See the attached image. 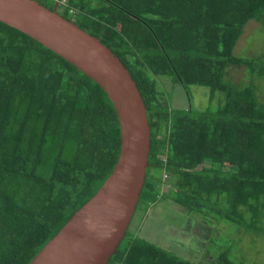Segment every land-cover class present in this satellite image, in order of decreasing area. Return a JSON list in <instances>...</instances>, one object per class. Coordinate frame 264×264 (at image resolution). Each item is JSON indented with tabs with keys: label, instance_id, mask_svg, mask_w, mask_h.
Wrapping results in <instances>:
<instances>
[{
	"label": "trees",
	"instance_id": "obj_1",
	"mask_svg": "<svg viewBox=\"0 0 264 264\" xmlns=\"http://www.w3.org/2000/svg\"><path fill=\"white\" fill-rule=\"evenodd\" d=\"M58 8L119 57L143 98L147 168L162 172L146 168L135 210L168 200L185 216L239 229L220 248V233L204 238L214 255L205 263L130 228L106 264H240L234 242L264 236V50L234 48L248 21L264 24V0H66ZM237 65L244 77L234 80ZM170 79L186 90L181 107L169 104ZM190 85L206 86L215 102L194 107ZM119 149L117 114L101 86L0 21V264H28L102 185Z\"/></svg>",
	"mask_w": 264,
	"mask_h": 264
},
{
	"label": "water",
	"instance_id": "obj_2",
	"mask_svg": "<svg viewBox=\"0 0 264 264\" xmlns=\"http://www.w3.org/2000/svg\"><path fill=\"white\" fill-rule=\"evenodd\" d=\"M0 21L19 29L95 80L119 123L116 163L96 192L28 264H106L135 212L148 166L150 127L128 69L101 40L37 0H0Z\"/></svg>",
	"mask_w": 264,
	"mask_h": 264
},
{
	"label": "rangeland",
	"instance_id": "obj_3",
	"mask_svg": "<svg viewBox=\"0 0 264 264\" xmlns=\"http://www.w3.org/2000/svg\"><path fill=\"white\" fill-rule=\"evenodd\" d=\"M44 1L50 5L53 0ZM58 11L60 12L59 8ZM234 50L236 53L242 55H254L263 51L264 24L256 20L248 21ZM229 74L234 80H239V78L244 77V67L241 65L232 66L229 69ZM164 84L166 88L164 89L169 95L168 101L170 106L181 107V105H184L187 95L181 83L166 80ZM187 91L196 108L204 107L208 103V100L211 99L206 86L190 85ZM212 99L211 101L215 102L216 97ZM147 169L155 177L159 176L162 172L158 167H148ZM164 186L168 187L170 185L164 181L161 184V189ZM138 208L137 206L128 229L131 228L135 234L154 241L162 247L178 250L183 256L194 260L201 258L206 263L214 259L213 253L207 250V241L204 238L220 233V237L218 238L220 248L221 246H225V237L232 240V237L236 238L239 236V229L233 224L227 221H224V223L219 222L216 225L206 224L198 216H185V209L183 207L168 200L162 201L161 199H157L144 212L139 211ZM234 243L238 246L235 245L236 249H234L233 255L238 254L236 258L240 264H255V262L256 264H264L263 235L242 234L241 239Z\"/></svg>",
	"mask_w": 264,
	"mask_h": 264
},
{
	"label": "clouds",
	"instance_id": "obj_4",
	"mask_svg": "<svg viewBox=\"0 0 264 264\" xmlns=\"http://www.w3.org/2000/svg\"><path fill=\"white\" fill-rule=\"evenodd\" d=\"M37 1H38V0H37ZM38 2H39V1H38ZM55 2H56L55 4H56V10H57V7H58L61 3L66 2V0H56ZM57 11H58V10H57ZM147 118H148V117H147ZM165 177H166V174L164 173L163 176H162V179L165 180V179H166ZM133 216H134V215H133ZM132 218H133V217H132ZM131 220H132V219H131ZM130 223H131V221H130ZM129 225H130V224H129ZM128 227H129V226H128ZM127 229H128V228H127Z\"/></svg>",
	"mask_w": 264,
	"mask_h": 264
}]
</instances>
